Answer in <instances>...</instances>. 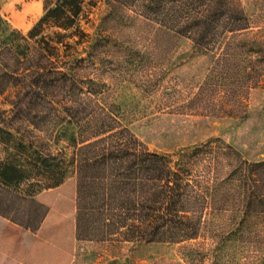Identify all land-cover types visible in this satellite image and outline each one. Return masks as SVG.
Segmentation results:
<instances>
[{"label": "trees", "instance_id": "trees-1", "mask_svg": "<svg viewBox=\"0 0 264 264\" xmlns=\"http://www.w3.org/2000/svg\"><path fill=\"white\" fill-rule=\"evenodd\" d=\"M107 2L205 52L240 45L236 35L251 27L233 0ZM85 4L43 0V15L26 34L0 16V98L9 107L0 109V216L36 232L48 213L38 193L71 177L78 242L195 240L228 184L235 185L242 218L264 213V160L245 161L220 138L174 155L151 151L121 124L104 102V84L84 75L103 59L96 51L112 45L99 27L92 34L82 27ZM252 36L249 46L259 55L264 28Z\"/></svg>", "mask_w": 264, "mask_h": 264}, {"label": "rangeland", "instance_id": "rangeland-1", "mask_svg": "<svg viewBox=\"0 0 264 264\" xmlns=\"http://www.w3.org/2000/svg\"><path fill=\"white\" fill-rule=\"evenodd\" d=\"M85 3L88 22L82 27L91 34L99 27L112 45L96 51L103 59L84 75L104 84V102L151 151L174 155L220 138L243 160H264V51L258 55L249 46L264 28V0H233L251 27L236 35L240 45L226 49L221 43L207 52L107 0ZM42 15L43 0H0V16L24 34ZM7 108L1 97L0 109ZM228 170L223 167L220 175ZM234 189L221 188L195 240L78 242L71 177L38 193L48 213L36 232L0 216V264H264V213L242 218Z\"/></svg>", "mask_w": 264, "mask_h": 264}]
</instances>
